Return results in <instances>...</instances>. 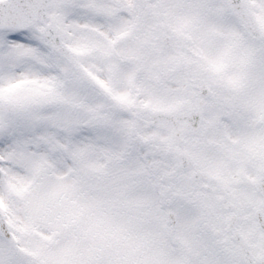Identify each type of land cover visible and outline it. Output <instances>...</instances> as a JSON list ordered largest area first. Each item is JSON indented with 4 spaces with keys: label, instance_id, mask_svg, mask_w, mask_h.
<instances>
[{
    "label": "snow or ice",
    "instance_id": "obj_1",
    "mask_svg": "<svg viewBox=\"0 0 264 264\" xmlns=\"http://www.w3.org/2000/svg\"><path fill=\"white\" fill-rule=\"evenodd\" d=\"M0 264H264V0H0Z\"/></svg>",
    "mask_w": 264,
    "mask_h": 264
}]
</instances>
